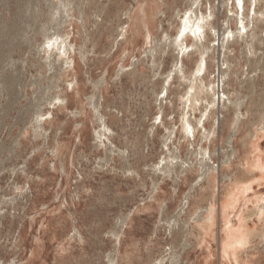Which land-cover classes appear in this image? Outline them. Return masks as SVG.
Segmentation results:
<instances>
[{"label":"rangeland","instance_id":"rangeland-1","mask_svg":"<svg viewBox=\"0 0 264 264\" xmlns=\"http://www.w3.org/2000/svg\"><path fill=\"white\" fill-rule=\"evenodd\" d=\"M193 1L65 0L71 4L63 34L73 48L62 69L54 57L53 68L45 63L42 50L58 30L59 0H0V264H264V41L255 74L244 40L221 47L233 4L197 0L202 12L208 3L213 12L202 82L216 103L205 130L198 126L194 138L183 137L186 82L169 73L175 17ZM253 8L249 2L244 14ZM263 8L264 0L257 5ZM189 36L188 74L200 55ZM222 50L231 67L221 64ZM239 95L246 104L233 133L236 109L225 100ZM93 101L101 102L99 115L109 127L102 141ZM200 106L192 120L201 117ZM213 128L214 135L204 137ZM176 149L175 166L186 159L192 165L175 176L164 166ZM199 150L211 154L212 181L191 190L180 216L186 233L170 232L168 220L198 176ZM212 193L213 222L193 219Z\"/></svg>","mask_w":264,"mask_h":264},{"label":"bare ground","instance_id":"bare-ground-1","mask_svg":"<svg viewBox=\"0 0 264 264\" xmlns=\"http://www.w3.org/2000/svg\"><path fill=\"white\" fill-rule=\"evenodd\" d=\"M228 1L230 5L233 4V8L231 10H228L231 14L228 15L226 19V24L228 25V28L224 31V38L222 39L221 47L223 48L225 44L228 43L227 42L228 40H233V41L236 39L244 40L245 53L247 55L246 60L248 64H250V66L253 68L255 74H257V72L262 69L260 67V60H258L259 56H258L257 48L264 41V33L263 32L261 33L260 31V34H258L257 32L258 24H260L261 22L264 23V8L258 10L257 5L263 0H239V2L238 0H228ZM193 2H194L193 7L191 6L190 9L186 11L183 15L176 14L175 20L178 22L179 28H178V34L174 39L175 51H176L174 54V63L169 73V76H173L172 78L175 77L179 80L184 79L186 82L185 91L182 96L183 113L180 119L182 126L181 131L183 137L189 136L192 138L195 137L196 135L195 133L198 130V126H200V128L205 130V121L209 117V111L216 103L215 98H213V90L211 88L207 89V86L202 82V79L204 78V75L206 74L208 68V58L210 57L209 51H211L210 50L211 48L206 47L205 41L207 36L206 31L208 30V27L211 25L212 22L211 18L213 17V12L210 3H208L209 11L204 13L201 11V4H202L201 1L194 0ZM249 2L252 5H254V8L251 10V14L247 16L246 14H244V10L247 9V4ZM70 4L71 3H69V5L66 4L65 0H59V6L61 10H60V15L58 17V22L56 24L58 25V30L52 33L49 36V38L44 41L42 46V50L46 52L45 63L50 65L51 68H53L52 57H54L56 61L59 60V66L60 68L63 69L65 67L66 60L69 59L67 55L68 50L69 48H73V46L69 44V39L63 34V29H64L63 23L65 22V19L69 14L68 7L70 6ZM239 14L245 16V18L241 17ZM235 19L239 21L238 27L236 28L235 31H232L231 24ZM245 19L247 21H245ZM189 35H192V40H193L192 46H194L195 51L199 52L200 55L194 70L188 74V71L184 65V55L186 54L185 48L187 47V43L189 41V37H190ZM159 50L162 51L163 49H159ZM221 61H222L221 64H225L226 67H231L232 63L230 62L228 56L223 50H222ZM221 73L224 76H228V68H222ZM58 75L59 73L57 74V76ZM254 77L255 75L251 74L250 76H245L244 79L248 81L250 79H253ZM162 90H164V92L167 94L168 91L170 90V83L164 85ZM210 92H212V95L210 94ZM57 96L59 95H56V97ZM158 101L160 108L159 120L161 121L162 118L161 114L163 110L160 103L162 102V99H158ZM225 101H228L236 109L235 112L236 120L234 122L235 126L233 130V133H236L240 123L238 110L241 109L240 107L242 105L246 104L245 98L239 95L237 99L232 102L231 98L227 96ZM93 103L95 104V108L97 111V119L101 121V127H102V129L97 131V137L98 139H100V141H102V137L105 135L104 134L105 130L109 129V127L105 119L102 120L101 116L99 115V108L101 106V102L93 101ZM197 103L198 105H201L204 108L200 109V112H202L201 117L198 120H192L191 118L193 112L198 108ZM39 106L40 104L38 103L37 107ZM39 109L40 108H38L35 111L34 121L36 123V129H40L41 127H43V125L40 122L41 113ZM214 131L215 128L211 129L210 132L208 131V133H204V137H206L207 135H214ZM172 133H173L172 129L168 130L167 137L169 139ZM166 140L167 138L165 139V141ZM228 144H230L229 152L232 154V156H234L233 155L234 149L232 148L231 140H228ZM164 145L166 146L167 143H164ZM175 151H176L175 153L169 155L170 157L169 159H166L164 171L166 174L171 173V171H173L175 172V176H176L178 175L177 170H179V173H184L185 169L188 170L191 169L190 166L192 164L188 159H186V160H182V164L179 165V167L175 166L177 165V162L175 160L180 158L178 150L176 149ZM196 154L198 155V165L200 167L199 173L198 176L196 177L195 182L191 185L189 193L184 197V201L181 204L180 208L175 212V216L168 220L167 226L170 232L176 231L177 233L179 232L186 233L187 225H184L183 223L180 224V216L183 213H185L186 209L190 204V198L192 194L191 190L195 189L196 186L200 185V183L204 184L212 181L215 167L213 166L212 162H210L211 159L210 152L207 150L203 152L199 150L198 153ZM161 166L162 165L159 164L158 166H156V169L162 171L163 166L162 167ZM198 192L200 193L201 189H198L197 193ZM201 197L205 199L206 194L202 193ZM224 198L226 197H223V199ZM197 200L200 201V198L198 197ZM205 200H207V198ZM224 202H226V200H224ZM214 203H215L214 194L212 193V199L210 200V202H208L206 206L201 205L200 207H198L201 209V211L197 212L196 216L193 217V219L202 221L203 218L207 216L205 220L212 223L214 216V208H213ZM202 225L204 226V224ZM229 233L231 234L232 232L229 231ZM230 236L228 235V240H229L228 242H230L229 247L230 249H232L233 243L235 241L233 242Z\"/></svg>","mask_w":264,"mask_h":264},{"label":"snow or ice","instance_id":"snow-or-ice-1","mask_svg":"<svg viewBox=\"0 0 264 264\" xmlns=\"http://www.w3.org/2000/svg\"><path fill=\"white\" fill-rule=\"evenodd\" d=\"M238 2H239V0H238Z\"/></svg>","mask_w":264,"mask_h":264}]
</instances>
